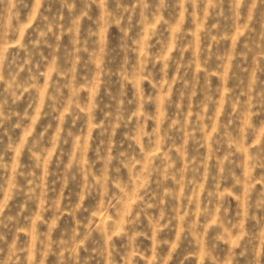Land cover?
Masks as SVG:
<instances>
[{
  "label": "rangeland",
  "instance_id": "374dc122",
  "mask_svg": "<svg viewBox=\"0 0 264 264\" xmlns=\"http://www.w3.org/2000/svg\"><path fill=\"white\" fill-rule=\"evenodd\" d=\"M14 3L7 40L0 3V264H159L177 236L169 264H244L228 233L264 218L254 19L236 21L231 0ZM109 148L107 196L81 198Z\"/></svg>",
  "mask_w": 264,
  "mask_h": 264
},
{
  "label": "clouds",
  "instance_id": "9594fccd",
  "mask_svg": "<svg viewBox=\"0 0 264 264\" xmlns=\"http://www.w3.org/2000/svg\"><path fill=\"white\" fill-rule=\"evenodd\" d=\"M4 0H0V3H3ZM106 0H101V3H105ZM142 6L144 8H147V4L144 3V0H140ZM186 0H179L180 7L183 8L184 3ZM164 0H160L161 6H163ZM10 8H9V16L7 18V21L3 23L2 27L4 28L3 31V39L7 40L8 37V31H16V29L12 28V19L13 14L11 13V8L15 7L14 0H9ZM193 8L196 6V0H192ZM119 7V4L117 5ZM231 7H232V13L233 17L236 21H240L241 19H244L245 26L248 25L249 22H252L253 19L255 21V26L259 29V32L261 35H264V0H231ZM124 13L130 12L131 9L124 8L122 10ZM243 13V16H242ZM154 17L156 14H153ZM122 18V17H121ZM130 19V17H129ZM115 23H120V20H115ZM19 99V97H17ZM51 99V97H49ZM40 103H43V99L40 100ZM77 107H79L77 105ZM92 107H95L93 104ZM53 110H55V102H53ZM68 109H65V112H67ZM93 127H95L93 125ZM240 134L245 135L246 131L245 128L240 129ZM261 135H264V126H262ZM27 135H31V132L29 131ZM39 139H42L39 138ZM139 142V141H138ZM152 139L149 137L148 140V146H152ZM260 140L256 139L254 142L249 145V147L256 148L257 154L255 156L249 157V159L253 162L252 167H256L257 162L259 161L260 157L264 155V147H259ZM33 148L40 151L41 155H46L47 150L46 149H40L39 147V140L34 141ZM33 155L35 156L36 153L33 152ZM121 157L125 156L124 152L120 153ZM114 157L111 154V148H109L108 156L106 158V165L104 169V173L101 175L99 179H97L95 176L92 177L90 181H86V191L79 193L81 198L84 197V195L90 194L91 189L94 185H99L101 189H103L102 195L107 196L108 192V182H109V171L108 165L112 163ZM79 163V161H77ZM264 166V165H261ZM71 168V164L69 165V169ZM91 175V173H89ZM71 179L73 181L76 180L75 175L71 176ZM257 183L260 181H256ZM237 183H240L237 181ZM113 187L117 189L119 192H123L124 188L121 186L119 181H113ZM254 187V184L251 181L250 173H249V188L248 191L250 192L251 188ZM147 194V193H146ZM247 194V193H246ZM109 199H117L118 202L121 199L120 196L116 192L112 194ZM257 207H264V192L260 193V200L258 201ZM227 212V209H225ZM253 220L256 221L257 227L251 232H245L241 230L238 232V234L235 236V238L232 237L231 233H228V238L233 245V248L230 249V252H232V255L235 256L237 253L235 252V249H239L238 255L240 258L243 259L244 264H264V218H257L256 216L252 217ZM129 223H132V221H129ZM213 224L216 223L215 220L212 221ZM234 228H238L240 226L233 225ZM153 241L155 242V235H153ZM222 236H217L215 239H222ZM4 237L0 235V240H3ZM110 239V237H109ZM179 236H177L176 242H172L170 246L169 255L167 257H161L159 264H169V260L171 259V253L175 252L176 248L179 247ZM43 243V241H42ZM162 243L168 244L169 241L165 240L162 241ZM191 255V252H188L187 255L183 256V259H179L178 264H185V261L188 260L189 256ZM31 259V257H29ZM228 264H231V260H229Z\"/></svg>",
  "mask_w": 264,
  "mask_h": 264
}]
</instances>
